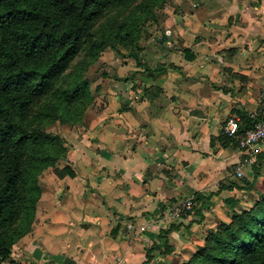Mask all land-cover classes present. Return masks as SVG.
<instances>
[{
	"label": "crops",
	"instance_id": "0c3cea01",
	"mask_svg": "<svg viewBox=\"0 0 264 264\" xmlns=\"http://www.w3.org/2000/svg\"><path fill=\"white\" fill-rule=\"evenodd\" d=\"M182 19L184 26H169L154 39L158 46L151 38L144 44L132 80L122 78L132 84L110 96L116 101L82 131L63 135L68 153L56 165L72 174L59 178L50 170L40 178L32 229L3 264H143L152 246L147 264H182L209 230L229 220L224 199L255 190L220 188L236 179L242 158L222 126L230 115L258 108L264 0H194ZM243 175L264 181V140ZM195 193L206 196L201 215L182 218L162 235L170 226L167 211ZM167 244L172 250L160 253Z\"/></svg>",
	"mask_w": 264,
	"mask_h": 264
},
{
	"label": "trees",
	"instance_id": "16d2710c",
	"mask_svg": "<svg viewBox=\"0 0 264 264\" xmlns=\"http://www.w3.org/2000/svg\"><path fill=\"white\" fill-rule=\"evenodd\" d=\"M166 1L0 0V264L13 261V245L32 229L42 173L51 167L59 178L72 174L56 165L68 153L66 140L47 128L82 122L94 103L87 71L104 50L125 49L140 63L146 26ZM240 118L250 123L248 115ZM254 182L229 178L220 188L249 191ZM191 198L184 218L200 214L206 196ZM224 201L229 220L209 230L182 264H264V192L244 208H235L233 195ZM153 249H146L143 264ZM171 250L167 244L160 253Z\"/></svg>",
	"mask_w": 264,
	"mask_h": 264
},
{
	"label": "rangeland",
	"instance_id": "374dc122",
	"mask_svg": "<svg viewBox=\"0 0 264 264\" xmlns=\"http://www.w3.org/2000/svg\"><path fill=\"white\" fill-rule=\"evenodd\" d=\"M194 0H167L156 12V20L148 24L145 29V34H143L141 44H144L151 38L153 39V43L156 46L159 45L160 42L154 40L156 38H159L161 32L170 27L177 28L178 26H184V20L182 19V16H184V10L188 9V6L191 2ZM179 28V27H178ZM146 35V37H144ZM162 37V36H161ZM171 38V36H169ZM150 42V41H149ZM122 50L120 53L116 52L115 50L111 48H107L102 52L100 55V58L89 67L87 71V78L90 83V89L92 91L93 97H94V103L89 106L83 116L82 122L78 123L74 126L72 125H66V124H60L59 122H56L49 126L47 128L48 131L57 132L61 134L62 136L67 134L69 129H78L83 130L85 127L88 126V123L90 119L94 116V114L98 111H100L106 104L108 105V101H113L114 98H111L110 96L114 94H119L117 91L120 86L122 85L124 87H128L132 83L129 82V84H123V77L130 78L133 76V73L131 72L132 67L135 64H138L136 60L127 57L126 50ZM131 79V78H130ZM132 80V79H131ZM125 81V80H124ZM131 88V86L129 87ZM129 90V89H128ZM116 101V99H114ZM119 103V102H118ZM105 104V105H104ZM112 107L116 109L117 104H113ZM115 111V110H114ZM107 128H103V131L106 132ZM253 165V164H252ZM251 165V166H252ZM250 167V166H249ZM52 168L46 169L40 178L44 177V173H50ZM237 181H241L242 178H244V175L242 176H236L235 177ZM255 190L251 192L249 195H246V197H243V194H236L237 198L239 200L238 204L236 203L235 206L239 208H244L247 206H250L251 203L258 197L256 196V191L259 190L260 194L264 192V181L260 184H254ZM253 187V189H254ZM252 190V189H251ZM235 195V194H234ZM233 195L234 198H236ZM222 197V196H221ZM220 197V198H221ZM212 202H206L204 204V208L207 211H211V205ZM217 205L220 203H216ZM215 205H213L214 207ZM225 205H220L221 208H224ZM227 208V207H226ZM199 215H196L198 218ZM184 218V217H183ZM195 219V223L198 224V219ZM189 223V224H188ZM170 224H176L175 221H170ZM184 229H190V222L184 223ZM193 227V226H192Z\"/></svg>",
	"mask_w": 264,
	"mask_h": 264
},
{
	"label": "built area",
	"instance_id": "2783aa9c",
	"mask_svg": "<svg viewBox=\"0 0 264 264\" xmlns=\"http://www.w3.org/2000/svg\"><path fill=\"white\" fill-rule=\"evenodd\" d=\"M250 123L242 124L240 117L230 115L223 123V132L233 138L241 151V156L235 165V174L242 176L244 169L255 162L256 145L264 140V83L260 88L258 108L248 115ZM193 207L191 197H185L166 213L170 221H177L187 214Z\"/></svg>",
	"mask_w": 264,
	"mask_h": 264
}]
</instances>
